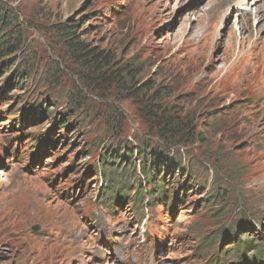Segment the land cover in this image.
Segmentation results:
<instances>
[{"label": "rangeland", "instance_id": "374dc122", "mask_svg": "<svg viewBox=\"0 0 264 264\" xmlns=\"http://www.w3.org/2000/svg\"><path fill=\"white\" fill-rule=\"evenodd\" d=\"M3 1L16 46L0 50V264H254L230 242L264 245V18L236 30L239 0ZM65 20L140 72L93 86L55 36ZM142 85L199 133L148 180L135 151L161 148L137 115ZM122 153L131 173L106 163L107 181L102 156Z\"/></svg>", "mask_w": 264, "mask_h": 264}, {"label": "trees", "instance_id": "16d2710c", "mask_svg": "<svg viewBox=\"0 0 264 264\" xmlns=\"http://www.w3.org/2000/svg\"><path fill=\"white\" fill-rule=\"evenodd\" d=\"M13 19H15V17L12 11L6 8L5 1L0 0V29L2 30V28L11 27ZM75 28L76 24L72 23V21L70 20H65L64 22L57 23L55 25L54 33L57 39L64 44L65 48L68 49L69 53L75 59V61L80 63L83 66V69L88 72L90 76L86 78L92 83L93 86H95L97 82L110 85L111 83H115L116 81L119 84L125 85L127 83V79L129 80L131 77L137 75L140 72L139 64L137 63V61L135 62L133 60H130L128 62H120L119 64H117L118 62H115V57L108 50L96 47L93 48L92 46L87 45L83 40H81L80 36L75 31ZM0 33L2 35V37L0 38V50H8L9 53L12 54V49L14 48V44L16 46V41L14 43L12 41H8V38L4 36L3 31H1ZM15 40L17 39L15 38ZM28 77L29 76L24 75L21 78L25 79ZM87 85L92 87L89 84ZM149 91L150 90L147 86L142 85L139 88L132 87L131 92V95L135 97L134 100L137 101L139 98V101H141L137 108L138 117L141 120L146 121L149 137L156 139L160 143L161 148V151H158L151 142L141 141V146L135 151L136 155H138L140 158L138 170L146 180L153 177L156 173H160V168L164 165L163 162L166 161V155L168 153L170 154V156H172V159L181 155L179 153V149H177L182 148L177 147L180 142H187L199 136V133H196V128L194 126L192 118H190V114H183L172 110L170 106L161 103V94H158L157 92L148 94ZM76 102L77 101L73 102V106L76 104ZM74 110L71 115H75V113L79 111L76 108ZM71 115H69V117ZM61 120L57 124L59 125V129L67 128L65 119ZM40 140V137H36L34 140H32L31 145L36 144L37 141ZM44 142H51L49 136L44 139ZM132 156L133 155L131 154L128 156L125 153L120 154V157L114 156L113 154H104L101 159V163L103 164V167H101V173L103 168L104 177L106 175L104 170L107 171L109 176L107 178V181H111L113 179L110 169H108V167H104L106 163L110 166L115 165L113 168V172L115 173L119 171L118 174H122L126 170H129V173H131V162H133L134 160ZM122 158H124L125 164L121 165V163H123L121 162ZM129 158L130 161H128ZM161 159L163 160V162ZM179 163L180 160L176 159L178 170H181V165ZM133 171H136V169L133 168ZM98 172H100V170ZM104 180L106 182V178H104ZM158 180L162 181L161 179H157V181ZM159 187L160 188L156 192V195H153L151 198L156 199L157 197H161L160 201L163 203V201H165L164 197L167 196L166 194H164V187L162 186V184ZM169 188H171L172 190L177 189L173 186H170ZM152 189L153 186L149 190L141 191V193H147L148 191H152ZM138 205L139 204L136 205L132 201L131 206L135 209V212L137 211ZM248 229H251L250 226L248 227ZM231 239L232 241L230 242V245H233V247H235L236 254L237 252H239L241 257L245 258V254L249 250H257V252L252 255L251 260H248V262H252L254 264H264L263 244L256 243L254 238L240 241L239 237L235 236ZM230 249L231 247L227 246L225 248V251H229Z\"/></svg>", "mask_w": 264, "mask_h": 264}, {"label": "bare ground", "instance_id": "6f19581e", "mask_svg": "<svg viewBox=\"0 0 264 264\" xmlns=\"http://www.w3.org/2000/svg\"><path fill=\"white\" fill-rule=\"evenodd\" d=\"M229 1L230 0H212L211 5L214 7V10L216 9L217 11L224 6V3H226L225 6L229 5L231 3ZM238 2L239 3H236L234 5V10L236 11V13H238L240 17L237 25L235 26L236 30L245 29L247 23H249L251 19L253 20V22L256 21V23H259V21L264 18V14H258L264 7V0H262L261 4L258 3L257 0H252L250 4L254 5V8L251 7L247 0H239Z\"/></svg>", "mask_w": 264, "mask_h": 264}, {"label": "water", "instance_id": "95a60500", "mask_svg": "<svg viewBox=\"0 0 264 264\" xmlns=\"http://www.w3.org/2000/svg\"><path fill=\"white\" fill-rule=\"evenodd\" d=\"M37 228H35V231H36Z\"/></svg>", "mask_w": 264, "mask_h": 264}]
</instances>
